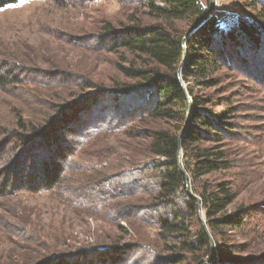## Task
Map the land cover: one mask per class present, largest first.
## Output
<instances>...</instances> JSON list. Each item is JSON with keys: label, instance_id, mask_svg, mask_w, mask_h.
<instances>
[{"label": "trees", "instance_id": "obj_1", "mask_svg": "<svg viewBox=\"0 0 264 264\" xmlns=\"http://www.w3.org/2000/svg\"><path fill=\"white\" fill-rule=\"evenodd\" d=\"M202 1L138 0L151 23L100 26L94 37L108 41L101 44L108 53L133 56L128 64H115L125 82L107 88L85 82L71 99L45 103L46 112L35 121L18 116L14 127L0 126V198L55 191L79 216L106 218L111 225L140 221L157 231L158 252L149 264H264V253L244 257L225 241L228 231L249 223L251 208L228 212L236 197L231 184L204 180L232 168L223 143L234 133L239 109L222 96L215 73L252 64L250 54L264 46V22L237 16L222 25ZM246 1L264 12V0ZM16 3L0 0V9ZM27 79L23 68L0 60V91L16 96ZM191 83L213 94L198 96ZM128 99L135 102L129 113H117ZM100 100L107 111L89 104ZM127 119L149 128L130 129L122 124ZM119 135L149 140L137 175L87 176L75 158L110 160L115 154L98 145ZM130 247L48 246L3 264H126Z\"/></svg>", "mask_w": 264, "mask_h": 264}, {"label": "rangeland", "instance_id": "obj_2", "mask_svg": "<svg viewBox=\"0 0 264 264\" xmlns=\"http://www.w3.org/2000/svg\"><path fill=\"white\" fill-rule=\"evenodd\" d=\"M202 2L208 6L206 0ZM142 12L138 0H17L0 9V60L23 68L28 76L18 95L0 91V126L14 127L18 116L35 121L46 112L45 103L71 99L85 82L106 88L116 81L125 82L115 64H128L133 56L108 53L101 46L108 41L94 36L105 22L115 27L132 19L151 23ZM211 14L222 25L237 16L264 22V12L246 0H224ZM250 55V66L234 65L233 71L215 73L226 92L222 96L239 109L235 113L234 133L223 143L232 168L204 178L229 182L236 191L228 212L240 206L251 208L245 228L228 231L225 238L227 245L236 246L237 253L249 258L264 253V46ZM191 85L198 96L213 94V90ZM133 102L124 101L115 111L129 113ZM100 103L101 100L89 104L96 112L107 111L105 103ZM225 108L223 105L219 110ZM87 115L90 118L91 113ZM132 120L122 124L130 129L137 127ZM139 128L149 125L136 129ZM136 136L119 135L99 144L101 150L110 149L115 154L108 161L93 156H77L75 161L87 176H93L95 171L103 175L124 171L134 177L147 156L149 143L147 138ZM56 195L54 191L0 198V264L19 261L21 256L48 246L74 251L107 248L116 243L131 246L126 251V264L152 262L153 254L158 252L155 246L159 247L155 229L136 220L111 225L106 218L85 213L79 216Z\"/></svg>", "mask_w": 264, "mask_h": 264}, {"label": "built area", "instance_id": "obj_3", "mask_svg": "<svg viewBox=\"0 0 264 264\" xmlns=\"http://www.w3.org/2000/svg\"><path fill=\"white\" fill-rule=\"evenodd\" d=\"M224 0H210L209 2V12L214 13L218 6L223 2Z\"/></svg>", "mask_w": 264, "mask_h": 264}, {"label": "water", "instance_id": "obj_4", "mask_svg": "<svg viewBox=\"0 0 264 264\" xmlns=\"http://www.w3.org/2000/svg\"><path fill=\"white\" fill-rule=\"evenodd\" d=\"M209 2H210V0H209ZM178 79H179V81H181V83H182L181 70H180V74H179V76H178ZM182 84H183V83H182ZM181 158H182V150H181V148L179 147V148H178V153H177V160H178L179 164L181 163ZM200 215L202 216V213H200ZM203 219H204V218H203Z\"/></svg>", "mask_w": 264, "mask_h": 264}, {"label": "crops", "instance_id": "obj_5", "mask_svg": "<svg viewBox=\"0 0 264 264\" xmlns=\"http://www.w3.org/2000/svg\"><path fill=\"white\" fill-rule=\"evenodd\" d=\"M204 1V0H203ZM208 2V6H209V0H206Z\"/></svg>", "mask_w": 264, "mask_h": 264}]
</instances>
